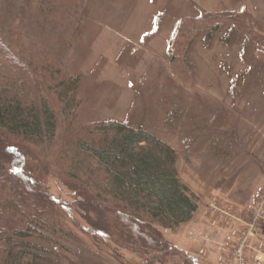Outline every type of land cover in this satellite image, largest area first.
I'll return each instance as SVG.
<instances>
[{"label":"rangeland","instance_id":"1","mask_svg":"<svg viewBox=\"0 0 264 264\" xmlns=\"http://www.w3.org/2000/svg\"><path fill=\"white\" fill-rule=\"evenodd\" d=\"M186 18L201 30L175 36ZM0 33V64L26 71L54 114L52 130L8 136L47 201L51 227L12 235L40 264H264V0H0ZM108 121L175 150L190 219L167 228L132 209L142 227L91 209L128 201L74 143Z\"/></svg>","mask_w":264,"mask_h":264},{"label":"trees","instance_id":"2","mask_svg":"<svg viewBox=\"0 0 264 264\" xmlns=\"http://www.w3.org/2000/svg\"><path fill=\"white\" fill-rule=\"evenodd\" d=\"M212 17L203 14L204 21ZM199 19L178 20L175 36L185 31H193V34L200 31ZM218 28L219 22L215 21L206 32L210 35ZM19 32L23 38L27 37V33ZM57 35L52 34L53 39L58 38ZM3 37L0 33L1 40ZM4 54L0 48V60L5 62ZM33 83L15 61L11 66L0 64V264H40L29 251L30 246L14 241L12 235L27 238L42 224L51 227L44 216L47 201L38 189L32 188L35 183L26 174H32V170L27 169L26 154L8 138L14 134L37 135L43 125L47 130L53 129V111ZM70 86L72 84L61 89L65 105L71 98ZM97 133L85 132L86 135L76 138L74 143L90 150L104 163L112 173L115 189L122 193L117 195L124 199L123 194H126L128 200L120 205L92 203L91 209L103 221L106 211L116 208L122 220H131L142 227L145 224L134 209L146 211L167 228L172 222L191 218L197 198L178 179L174 168L175 150L171 146L140 127L133 128L119 121L99 124ZM89 134L91 137H87ZM150 231L154 242L160 244L156 232Z\"/></svg>","mask_w":264,"mask_h":264},{"label":"built area","instance_id":"3","mask_svg":"<svg viewBox=\"0 0 264 264\" xmlns=\"http://www.w3.org/2000/svg\"><path fill=\"white\" fill-rule=\"evenodd\" d=\"M238 255H240L239 252H238Z\"/></svg>","mask_w":264,"mask_h":264}]
</instances>
